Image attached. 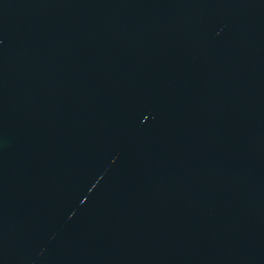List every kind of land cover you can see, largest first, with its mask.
<instances>
[{
    "label": "water",
    "instance_id": "1",
    "mask_svg": "<svg viewBox=\"0 0 264 264\" xmlns=\"http://www.w3.org/2000/svg\"><path fill=\"white\" fill-rule=\"evenodd\" d=\"M0 264H264V0H0Z\"/></svg>",
    "mask_w": 264,
    "mask_h": 264
}]
</instances>
